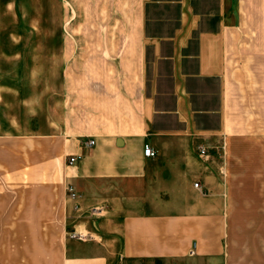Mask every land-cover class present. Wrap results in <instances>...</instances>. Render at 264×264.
Instances as JSON below:
<instances>
[{
    "label": "crops",
    "instance_id": "0c3cea01",
    "mask_svg": "<svg viewBox=\"0 0 264 264\" xmlns=\"http://www.w3.org/2000/svg\"><path fill=\"white\" fill-rule=\"evenodd\" d=\"M74 11L75 38L47 46L58 82L42 122L0 132V264L238 262L209 148L264 135V0Z\"/></svg>",
    "mask_w": 264,
    "mask_h": 264
},
{
    "label": "rangeland",
    "instance_id": "374dc122",
    "mask_svg": "<svg viewBox=\"0 0 264 264\" xmlns=\"http://www.w3.org/2000/svg\"><path fill=\"white\" fill-rule=\"evenodd\" d=\"M75 2L0 0V132L27 131L42 122L45 100H54L58 82V64L45 59L47 46L53 51L59 39L75 38ZM209 149L227 185L228 243L238 251L232 264H264V135Z\"/></svg>",
    "mask_w": 264,
    "mask_h": 264
},
{
    "label": "built area",
    "instance_id": "2783aa9c",
    "mask_svg": "<svg viewBox=\"0 0 264 264\" xmlns=\"http://www.w3.org/2000/svg\"><path fill=\"white\" fill-rule=\"evenodd\" d=\"M93 144V140L92 139H87L85 142H84V145L85 146H90ZM198 153L200 155H205L206 152H205V148L204 147H201L199 146L198 147ZM142 155L145 156V157H153L155 155V152L154 150L151 149V147L148 145V144H143L142 146ZM78 158V156L76 155H68L67 156V163H72L74 162L76 159ZM193 187L199 189V186H198V183L197 182H194L193 183ZM66 192H67V195L71 198H74L76 197V193L73 189V187L71 185H67L66 186ZM68 237H81L82 235H76L74 231L72 232H69L67 234Z\"/></svg>",
    "mask_w": 264,
    "mask_h": 264
}]
</instances>
